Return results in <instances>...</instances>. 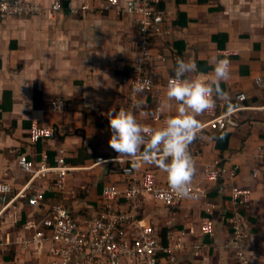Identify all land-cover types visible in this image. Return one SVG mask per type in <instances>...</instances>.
<instances>
[{
  "label": "crops",
  "instance_id": "1",
  "mask_svg": "<svg viewBox=\"0 0 264 264\" xmlns=\"http://www.w3.org/2000/svg\"><path fill=\"white\" fill-rule=\"evenodd\" d=\"M19 1L37 4L44 11L40 16L22 12L20 17H10L0 24V179L16 194L28 179L18 167L20 155L38 162L39 153L55 149L72 160H78L81 153V163L71 165L76 169L68 174L65 191L60 193L63 199L59 200L75 211L85 210L96 201L97 186L118 178L111 168L93 162L100 155L117 153L108 143L111 129L106 114L125 107L127 89L120 81L127 76L137 50L132 19L114 10L102 11L94 0ZM55 2L60 5L58 12L52 10ZM83 5L88 10L81 11ZM167 8L170 23L175 25L180 14L188 21L186 27L175 25V41H183V57L178 58L196 65L197 71L190 76L212 72L209 61L217 58L220 50L213 36L227 35L220 40L225 44L223 49L238 52L232 59L230 77L221 88L229 94L230 102L237 93L246 94L243 114L236 116L244 122L231 134L227 149L221 153L216 148L217 135L209 132L208 120L204 114L198 116L204 125L203 138L193 141L189 151L197 159V177L202 175L204 165L222 160L221 154L226 168L239 167L235 185L251 190L249 204L240 209L252 229L250 259L264 264V164L255 157L264 144V110L259 108L264 107V93L253 81L264 79V0H177L168 2ZM154 51L161 54L164 49L156 47ZM175 62L170 57L163 65L151 68L155 89L141 99L139 112L151 128L162 127V121L176 114L175 102L167 101L163 89ZM205 66L210 71H205ZM51 101L63 102V110L50 111ZM217 102L225 110L226 102ZM157 109L160 118L153 122ZM34 123L53 128L58 141L42 143L43 148L37 149L29 142L28 132ZM146 169L156 170L160 183L167 177L156 165L142 162L141 170ZM255 170L257 178L252 175ZM214 185L204 183L206 199L186 198L173 208L155 205L149 196L142 199V218L148 224L161 233L185 232L181 264H235L225 248L230 238L228 218L235 207L228 191ZM21 205L9 207L4 214L8 242L17 243L28 234L25 226L30 208L26 202ZM36 213L40 223L42 213ZM207 221L214 225L213 236L201 234ZM4 249L0 250V264H50L45 252L18 255V246L11 245V251Z\"/></svg>",
  "mask_w": 264,
  "mask_h": 264
},
{
  "label": "built area",
  "instance_id": "2",
  "mask_svg": "<svg viewBox=\"0 0 264 264\" xmlns=\"http://www.w3.org/2000/svg\"><path fill=\"white\" fill-rule=\"evenodd\" d=\"M98 2V9L102 11L114 10L117 14H126L132 19V25L138 29L137 50L131 61V73L121 77V86L127 89L126 110L131 109L138 122L139 107L142 98L155 89L154 75L151 68L156 64H164L171 57L173 42L177 38V29L169 22L170 9L168 2L177 0H94ZM164 4L163 10L155 11L152 6L155 3ZM7 5L6 8L2 7ZM59 2H55L52 10L58 12ZM88 10L87 5L79 8ZM44 10L34 3H22L19 0H0V24L10 17L22 15V12L41 15ZM158 36L165 45L164 52L155 54L150 37ZM216 59H227L230 72L232 70V58L238 55L237 51L220 49ZM177 60V59H175ZM169 76L163 83V89L167 91ZM151 81L150 87H144L143 91L134 93L137 85H145ZM254 85L260 87L264 93V79L254 78ZM239 108L232 111L231 115L216 101L214 111L206 112L208 128L217 132L235 131L239 128L236 116L244 109L247 101L245 93L236 94ZM139 105V107H136ZM63 102L51 101L50 111L63 110ZM264 110V107H259ZM153 122L159 121V109L156 110ZM146 125L143 122H140ZM164 121H162V126ZM148 126V125H146ZM29 133L30 143H48L55 141V132L50 127H40L32 124ZM54 158V165H50L47 153H42L40 160H30L25 154L18 157V167L28 179L24 187L18 193L13 194L12 186L0 179V250L11 251V245L18 246V255L23 253L45 252L50 264H181L180 254L186 250L182 242L184 231L176 233L174 230L162 233L148 224L144 219L142 199L149 196L155 205L165 208H173L186 198L178 196L168 185L167 177L161 181L154 171L148 170L139 173L142 161L137 167H133L132 161L123 157L120 161L116 156L109 159L98 157L95 164H115L119 177V185L107 184L103 187L101 196H97L95 206L73 213L64 204L55 201L43 203L45 192L58 194L65 191L68 174L74 171L71 165L64 160V151ZM193 157V156H192ZM255 157L264 161V144L257 149ZM195 166L197 159L193 157ZM219 161L206 164L202 175L194 178L191 185L192 200L207 198L204 183L215 184L219 179L235 180L238 166L229 169L218 168ZM253 178L258 177V172H253ZM43 181V182H42ZM54 191V192H53ZM228 195L235 207V212L228 218L231 226L230 238L226 249L232 253L235 264H255L250 259L252 229L246 217L240 209L249 204L251 190L230 184ZM26 202L29 206L25 230L28 234L25 239L14 243L8 242L4 214L9 207ZM215 208V205L208 204ZM15 207V206H14ZM13 207V208H14ZM39 210L42 213L40 223L36 220ZM170 226V224H169ZM173 227L171 226L170 229ZM203 236L215 234L214 225L207 221L201 227ZM8 246V247H7Z\"/></svg>",
  "mask_w": 264,
  "mask_h": 264
},
{
  "label": "clouds",
  "instance_id": "3",
  "mask_svg": "<svg viewBox=\"0 0 264 264\" xmlns=\"http://www.w3.org/2000/svg\"><path fill=\"white\" fill-rule=\"evenodd\" d=\"M2 7L6 8L7 5ZM209 63L211 73L201 72L190 76L189 74L197 71L195 63L177 58L175 75L169 78L166 91L167 101L175 102L176 114L169 115L160 128L154 129L141 124L131 109L121 108L106 114L111 129L108 143L118 153L116 160L127 157L132 161L133 167H137L141 161L156 165L167 174L169 187L181 198L191 197L195 174V162L189 146L198 137L203 138L201 133L204 125L197 117L214 111L217 99L228 103L227 115H231L233 111L229 94L221 88V83L230 77L229 61L213 58ZM150 86L151 81L145 85H137L134 93ZM236 102L239 104L237 100ZM168 107L171 108L172 105L169 104Z\"/></svg>",
  "mask_w": 264,
  "mask_h": 264
},
{
  "label": "trees",
  "instance_id": "4",
  "mask_svg": "<svg viewBox=\"0 0 264 264\" xmlns=\"http://www.w3.org/2000/svg\"><path fill=\"white\" fill-rule=\"evenodd\" d=\"M205 1V0H204ZM98 3V2H97ZM163 6L165 7V5L164 4H161V2L160 3H155V4H153V6H152V8L155 10V11H159V10H163ZM187 24H188V21L186 20V16H184V15H179L178 16V20H177V22L175 23V25L176 26H181V27H186L187 26ZM173 25V27L174 28H176V26L174 25V24H172ZM134 28V27H133ZM134 35H135V37H137L139 34H138V29L137 28H134ZM222 38H226L227 39V35H225V34H218V35H215V36H213V38H212V40H213V42H217L218 43V46H217V48L218 49H223L224 47H225V44H222L221 43V39ZM149 41H150V43L153 45V49H155L156 47H160V48H164L165 47V45H163L162 44V42H161V40L160 39H158V36H156V37H154V36H152V37H150L149 38ZM176 43H173V46H172V48L171 47H169V50L171 51V58H174V60L176 59V58H178V57H183V54H182V52H183V50H184V47H183V41H181V40H178V41H175ZM176 63V62H175ZM175 63H174V66L173 67H175ZM131 65V64H130ZM210 69L211 68H209V67H207V66H205V71H210ZM131 73V69L129 70V72L127 73V76L129 75ZM171 75H172V77H174V75H175V73H174V69H173V71H172V73H171ZM125 76V75H124ZM123 77V76H122ZM126 101H127V99H126ZM231 104H232V106H233V111H235V110H237V108H239V104L236 102V100H234V102H230ZM142 106V105H141ZM227 108H228V103L226 102V108H225V111L227 112ZM124 109L126 110V102H125V107H124ZM141 111V107H139V110H138V117H139V120H140V122H143V123H145L146 125H148L146 122H144V119H142L141 117H140V115H139V112ZM240 114H243V113H241V112H239L238 114H237V116H239ZM155 115V114H154ZM159 118H160V114H159ZM244 121L243 120H241V119H237V123H238V125L240 126V124H242ZM149 127H150V125H148ZM209 129V128H208ZM239 129V128H238ZM237 129V130H238ZM29 131H30V129H29ZM55 132V131H54ZM209 132H212V133H215L216 135H217V137L215 138V142H216V148L218 149V150H220L221 151V153L223 152V151H225L226 149H227V147H228V145H229V142H230V139H231V134L233 133V131H228V132H217V131H212V130H210L209 129ZM55 137H56V140L58 139L57 138V136H56V133H55ZM222 137V138H221ZM29 140H30V138H29ZM58 141V140H57ZM30 142V141H29ZM33 144V143H32ZM33 145H35L36 146V148L38 149V148H43V146H42V143L40 142V143H34ZM60 150L59 149H55L54 151H48L47 152V154H48V156H49V162H50V165H54V158L56 157V156H59V155H61L60 153ZM41 154L42 153H39V157L41 156ZM116 155H118V153H116V154H114L113 153V155H100V156H98V157H101V158H103V159H109V158H112V156H116ZM79 156H82L81 155V153L79 154ZM79 156H77L78 157V160L76 159V160H72V159H67V153H64V160H65V162L68 164V165H74L75 163H81V158L79 157ZM76 157V158H77ZM98 157H96L95 159H94V162L93 163H96V159L98 158ZM221 158L220 159H222V160H220L219 161V164H218V168H222V169H229V168H226V165H225V163H224V159L222 158L223 156H222V154H221V156H220ZM39 160H40V158H39ZM212 162H214V161H211V162H209V163H212ZM208 163V164H209ZM263 164H264V161L262 162ZM142 167V166H141ZM108 168H111V171L112 172H115V174H116V172H118V167L115 165V164H108L107 166H106V169H108ZM148 170H150V169H146V170H141V168L139 169V173L141 174V172H144V171H148ZM151 171H154L156 174H157V172H156V170H151ZM255 171H257V170H255ZM258 172V171H257ZM239 177V168H238V170H237V173H236V177H235V180L234 181H232V180H225V179H219L216 183H215V185H214V187L215 188H218V189H220V191L221 190H225V191H228V188H229V186H230V182H232V184L233 185H235V181H236V179ZM108 183V182H107ZM107 183H104V184H102V186H97L96 187V193L97 194H99L98 195V197L99 196H101V193H102V189H103V187L107 184ZM108 184H115V185H119V177L116 179V181L115 182H113V183H108ZM223 187V188H222ZM212 190V189H211ZM57 195V196H56ZM61 194H54V193H50V192H45V194H44V196H43V203H45L46 201H48V200H54L55 202H59L58 200H59V196H60ZM215 195H216V192H215ZM64 204V203H63ZM66 205V204H65ZM92 207L93 206H95V202L94 203H92V205H91ZM241 209L243 210L244 209V207H241ZM240 212H241V210H240ZM231 215V214H230ZM243 215V214H242ZM228 228H229V232H231L232 231V229H231V226L230 225H228ZM166 233H167V231H166ZM166 233L165 232H162V237H164L165 238V236H166Z\"/></svg>",
  "mask_w": 264,
  "mask_h": 264
},
{
  "label": "rangeland",
  "instance_id": "5",
  "mask_svg": "<svg viewBox=\"0 0 264 264\" xmlns=\"http://www.w3.org/2000/svg\"><path fill=\"white\" fill-rule=\"evenodd\" d=\"M107 184H108V183H107ZM107 184H106V185H107ZM58 194H60V193H58ZM59 199H63L62 195L59 196ZM59 202L62 203V204L65 203V202H63V201H61V200H59ZM64 205H65V204H64ZM68 207H69V209L71 210L72 213L75 211V210L71 207V205H69ZM142 215H143V213H142Z\"/></svg>",
  "mask_w": 264,
  "mask_h": 264
}]
</instances>
